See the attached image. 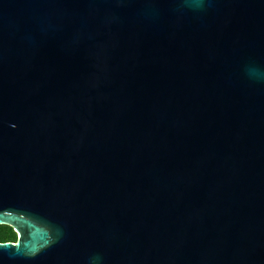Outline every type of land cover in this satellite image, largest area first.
Instances as JSON below:
<instances>
[{
    "label": "water",
    "instance_id": "1",
    "mask_svg": "<svg viewBox=\"0 0 264 264\" xmlns=\"http://www.w3.org/2000/svg\"><path fill=\"white\" fill-rule=\"evenodd\" d=\"M0 264H264V0H0Z\"/></svg>",
    "mask_w": 264,
    "mask_h": 264
},
{
    "label": "trees",
    "instance_id": "2",
    "mask_svg": "<svg viewBox=\"0 0 264 264\" xmlns=\"http://www.w3.org/2000/svg\"><path fill=\"white\" fill-rule=\"evenodd\" d=\"M16 239L13 231L7 226H0V242H14Z\"/></svg>",
    "mask_w": 264,
    "mask_h": 264
}]
</instances>
